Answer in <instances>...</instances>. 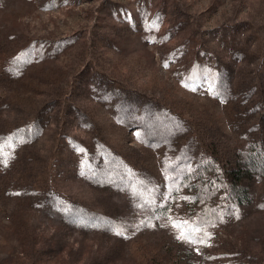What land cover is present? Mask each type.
Instances as JSON below:
<instances>
[{
	"label": "rangeland",
	"instance_id": "1",
	"mask_svg": "<svg viewBox=\"0 0 264 264\" xmlns=\"http://www.w3.org/2000/svg\"><path fill=\"white\" fill-rule=\"evenodd\" d=\"M0 264H264V0H0Z\"/></svg>",
	"mask_w": 264,
	"mask_h": 264
},
{
	"label": "snow or ice",
	"instance_id": "2",
	"mask_svg": "<svg viewBox=\"0 0 264 264\" xmlns=\"http://www.w3.org/2000/svg\"><path fill=\"white\" fill-rule=\"evenodd\" d=\"M184 223H187V222H184ZM176 227H180V225H175ZM181 238H183V237H181Z\"/></svg>",
	"mask_w": 264,
	"mask_h": 264
}]
</instances>
